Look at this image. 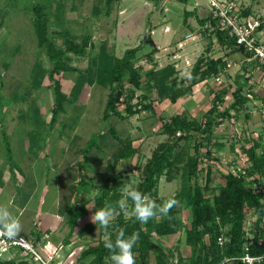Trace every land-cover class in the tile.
<instances>
[{"label":"rangeland","instance_id":"1","mask_svg":"<svg viewBox=\"0 0 264 264\" xmlns=\"http://www.w3.org/2000/svg\"><path fill=\"white\" fill-rule=\"evenodd\" d=\"M241 3L242 16L259 19L258 15L245 14L247 7L243 8L250 4L249 1L242 0ZM36 4L47 5L51 11L54 21L51 30L67 29L76 34L80 42L87 34L91 35V42L86 45V53L83 56L68 54L72 66L85 70L91 63V57L94 54L101 57L104 48L112 56L121 57L126 49L139 46L135 62L142 65L144 71L154 66L159 69L173 63L177 69L178 80H183L184 84L188 85V75L196 59L206 50L207 44L202 41L193 42L194 47H191V39L180 36L181 32L175 33L174 36L172 34V37H163L161 25L166 21L174 27L182 24L181 28L185 33L187 26L183 21V12L184 9L193 8L197 9L196 13L188 20L189 24L197 29L195 16L201 12L200 15L209 14V0H188L187 4L175 0H114L109 10L105 0H0V155L6 157L10 164L13 161H22L25 155L34 161V164L30 165L31 169L25 171V182L29 190L30 185L42 177V181L47 182V191L42 197L45 203L42 202L41 207L43 216L54 206L53 199L60 187L66 202L61 200L58 206L62 226L57 235L68 242L71 239L74 241L76 252L71 257L73 264H86L90 259L84 262L78 260L82 250L90 245H97L100 240L106 238L105 228L99 223H93L91 219L97 210V193L101 184L107 177H115V182L119 175L124 190L135 188L140 181L141 166L152 155L153 149L167 139L160 132V119L176 112L190 118L203 119L213 105L215 92L223 86L215 89L211 84L207 83L206 86L199 83L192 89V93L181 97L176 103L169 100L160 102L155 92L146 90L155 101L153 111H143L125 119L116 116L105 119L103 112L109 89L95 83L84 86L77 96H71L65 111L53 121L51 107L54 103V93L49 87L50 81L45 77L41 85L38 84L39 78L35 75L36 69L34 70L37 62L45 68L50 66L45 52L37 46L32 27V6ZM200 5H205L208 13L202 11V8L199 9ZM95 6L101 11L97 17L93 14ZM59 16L61 22L58 20ZM56 41L61 45L63 38L58 37ZM152 51L155 53L150 63L146 54ZM219 52L217 44L212 47V54ZM60 77L63 90L70 94L76 75L67 73ZM223 83L227 93L219 104L221 111L232 102L231 92L236 87L233 80L229 81L226 75L223 77ZM141 93L142 90L136 92L137 95ZM256 110L254 106L247 105L245 109L235 113L233 119H226L215 129V140L221 143L223 148H218L216 141L210 147L211 158L208 163L212 166L211 186L214 193H217L218 186L225 184L229 173L243 170L248 165L242 146L250 147L256 143L259 145L258 152H261V147L264 148V121L254 120L253 112ZM246 113L250 115V119L245 118ZM110 127L115 128L122 140L132 139L133 145L138 148L137 155L129 159H115L120 145L118 139L108 132ZM99 132H107V138L98 139L97 146L86 152L90 138ZM10 148L12 151L9 154ZM205 165L201 164L202 167ZM174 173L171 181H168L166 176L160 178V198L174 196L181 190L180 170H174ZM204 174L198 177L201 185L204 184ZM212 193L209 192V195L212 196ZM80 196L84 198L78 199ZM74 198L76 200H73ZM83 201L87 203V213L78 221L81 229L75 233L73 230L70 232L69 209L73 204ZM123 209L126 217L131 215L129 205H125ZM177 209L179 232L166 237H154L155 243L174 261L180 256L189 258L191 255L190 247L185 242L186 229L191 226V211L182 201H178ZM255 221V214L248 212L245 227L249 237ZM40 223L35 220L31 225L32 231L24 235L35 239L43 235L40 234ZM0 257L29 261L28 255H22L19 249L1 252ZM109 262L113 264L112 261ZM149 264H155L154 253L149 256Z\"/></svg>","mask_w":264,"mask_h":264},{"label":"trees","instance_id":"2","mask_svg":"<svg viewBox=\"0 0 264 264\" xmlns=\"http://www.w3.org/2000/svg\"><path fill=\"white\" fill-rule=\"evenodd\" d=\"M162 1V0H161ZM181 4H187L188 0H175ZM114 0H105L109 10ZM97 6L93 8V14L100 15ZM195 11L183 12L184 24L194 15ZM246 15H248L245 12ZM59 22L60 16L58 17ZM196 20L201 26L200 33L207 39L206 50L196 59L188 78L190 83L184 84L178 80L175 64L156 69L155 66L144 71L143 66L136 64L138 47L128 48L121 57L112 56L106 49L102 50V56L94 54L90 65L81 70L70 64L69 53L83 56L86 53V45L91 42V35L87 34L82 42L77 40L76 34L67 29L51 30L54 25L51 11L47 5L36 4L32 6L31 22L36 37V43L40 50L45 52L50 66L45 68L41 63H35V75L41 85L47 77L50 88L54 93V103L51 107L52 120L65 111L66 103L71 101V96H77L86 85L97 83L109 89L103 118L109 119L116 116L125 119L138 115L143 111L155 109L154 99L145 91L156 93L157 100H169L176 103L181 97L188 96L198 83L224 73L228 64L225 56L212 54L213 41L223 49H230L229 53L240 51L247 57H252L243 47L237 46L235 39L228 31L217 27V20L212 14L206 17L196 15ZM2 23H0V28ZM63 38L59 45L56 38ZM156 48H154L155 50ZM156 51V50H155ZM155 51L146 54L147 61H153ZM211 52V53H210ZM73 73L76 75L70 94L63 90L62 74ZM243 79V80H241ZM235 89L231 92L232 102L224 110H220L219 104L223 102L227 90L224 88L215 92L213 105L205 113L203 119L187 117L181 113H174L169 117L160 119V132L167 137L153 149L152 155L141 166L140 181L135 188L124 190L120 176L113 182V178L107 177L98 190L99 200L97 209L107 206L117 207V216L111 226L104 229V234L111 236L113 242L120 228L125 229V237L133 232H139V241L133 251L136 254L137 264H149V256L155 254V264H245L242 258L249 255L255 260L253 264H264V148L258 152L254 143L250 147L242 146V152L247 157L248 165L238 172L229 173L224 185L217 187V193L211 186V145L216 138L215 129L226 119H233L235 113L245 109L249 102V96L245 92L247 79L239 76L235 81ZM137 90H142L137 95ZM246 119H250L248 113ZM118 139L119 148L115 159H129L137 155L138 148L133 145L132 139L122 140L116 133L115 128L109 131ZM5 135V131L3 132ZM107 132H99L92 136L87 144L89 152L97 146V140L107 138ZM218 148L223 145L215 142ZM193 149V153H191ZM203 150V151H202ZM10 152V149H9ZM8 152V153H9ZM10 154V153H9ZM205 163L204 167L201 164ZM174 170H180L181 190L178 194L162 199L159 196V182L162 176L168 181L174 177ZM204 174V184L198 182L200 174ZM139 190L149 196L159 205L171 198L184 202L191 211V226L186 229V244L190 247L189 258L180 256L178 260H170L164 250L155 243L154 237H166L174 235L180 230L178 209L175 205L168 216L150 219L146 224L140 223L133 215V202L128 192ZM209 192H213L212 196ZM123 200L125 205L130 206L131 215L126 217L124 209H119L117 202ZM68 219L71 231L74 230L78 221L87 213V203L73 204ZM252 211L256 216L253 223L251 237L248 236L245 222L247 213ZM223 239V244L219 239ZM104 240L97 245H90L82 250L78 260L86 264H109L112 261L109 251L104 247ZM68 242V241H67ZM22 259V258H21ZM113 262V261H112ZM33 264L26 259L16 261L15 258H1L0 264Z\"/></svg>","mask_w":264,"mask_h":264},{"label":"crops","instance_id":"3","mask_svg":"<svg viewBox=\"0 0 264 264\" xmlns=\"http://www.w3.org/2000/svg\"><path fill=\"white\" fill-rule=\"evenodd\" d=\"M247 1H249L250 4L245 5L243 9L247 7L246 8L247 10L245 11L250 16H256V15L259 16V19L262 21V25L259 28V33L261 40L264 41V0H247ZM198 7L199 9L202 8V11H206V12L208 11L205 8V5H200ZM188 10L196 11L197 9L192 8ZM200 14L197 13L196 15H198L199 17L207 16ZM192 16H190L189 18H192ZM187 25L188 26L186 27L184 33L183 29L181 28L182 24L174 27L168 21H166L164 22L163 25H161L162 26L161 34L163 35V37H167V36L170 37L172 34L174 36L175 33L178 34V32H181L182 34L179 33L181 34L180 36H184L186 38L191 39L190 40L191 42H189V44H191V47H194L193 42L202 41L205 45L208 43L209 39L205 38L200 33L201 26L199 24L196 29L192 27L191 24H189V20H188ZM211 39L213 41V46H215L217 42L213 37H211ZM178 42H180L179 39ZM217 46L219 47L220 52L214 54V56L216 57L225 56L228 66L224 71V73L214 77V81L211 82L212 79L211 78L201 83L203 85L206 84V86L208 84H211L215 89H218L220 86L225 85L223 83V77L225 75L227 76L229 81L233 80L234 85L236 79L239 76H245V78L247 79V86L245 87V92L248 94L250 98L247 105L248 107L252 105L257 109L256 111L253 112L254 120L264 121V68L260 67L258 62L253 57H247L244 53L240 51H234L232 53H229L231 51L230 49H224V48L222 49L218 44ZM176 113H180V112H176ZM11 151L12 149L10 148L9 153H11ZM22 158L23 160L22 161L20 160L18 163H15V161H13L15 159H13L12 164H10L11 162L8 163L6 157L0 155V206H4L5 208H7V210L12 214V217H16L19 219L20 224L22 226V230L19 233L20 235L28 234L29 232H31L32 231L31 225L34 224L35 220H38L39 222H41L39 224L40 234L50 233L52 243L54 245H59L62 243L64 245L63 251L65 255L72 257L73 254L76 252L74 241L71 239V241L67 242L66 241L67 239L64 238L61 239L57 235L60 232V228L62 226V216L58 212V208H59L58 206H60V203L62 201L63 203L66 202L65 197L62 196L63 194L62 190H60V187L58 188L59 191H57L58 193L55 195V198L53 199L54 206H52V208L49 209L48 214L43 216L41 213L42 211L41 207L43 202L42 197L44 193H46L47 191V182L44 183L42 181L43 177L42 179L40 178L38 181H35L32 183V185H30V190H31L30 191L28 189L27 182H25L26 181L25 171L31 169L30 165L34 164V161L30 160L28 158V155H25ZM10 159H12V157H10ZM76 195L78 196L79 194L76 193ZM81 197L84 198V196H80L78 197V199ZM73 200H76V198H74ZM80 227L81 226L78 224L77 227L73 230V233L80 230L81 229ZM69 231L71 232V230ZM41 236L42 235H39L38 237H36V239L39 240ZM10 258L12 257H8L7 259Z\"/></svg>","mask_w":264,"mask_h":264},{"label":"built area","instance_id":"4","mask_svg":"<svg viewBox=\"0 0 264 264\" xmlns=\"http://www.w3.org/2000/svg\"><path fill=\"white\" fill-rule=\"evenodd\" d=\"M241 2L242 0H209V14L217 20L220 30L228 31L236 45L243 47L264 68V41L259 37L262 22L242 16ZM50 237V233H44L39 240L26 235H18L14 239L0 235V254L10 249H19L28 255L33 264H73L74 260L63 251L64 245H54ZM219 243L223 244L222 238ZM250 258L253 257L246 255L242 260L245 264H253L260 259Z\"/></svg>","mask_w":264,"mask_h":264},{"label":"clouds","instance_id":"5","mask_svg":"<svg viewBox=\"0 0 264 264\" xmlns=\"http://www.w3.org/2000/svg\"><path fill=\"white\" fill-rule=\"evenodd\" d=\"M127 188V187H126ZM128 196L133 202V215L136 220L142 224H146L150 219L158 216L166 217L169 211L178 204L175 198L168 199L162 205H159L158 211L155 200L141 191L132 190L128 192ZM119 209L125 207L124 201L121 199L117 202ZM117 207L109 208L107 206L100 207L92 215L93 223H99L101 227L108 229L111 226L113 219L117 216ZM4 206H0V235L6 236L8 239L16 238L22 230L20 221ZM139 232H133L130 236L125 237V229L120 228L116 233L115 242L111 236H107L104 240V247L109 251L110 258L113 264H136V254L133 249L139 241ZM250 258V260H255Z\"/></svg>","mask_w":264,"mask_h":264}]
</instances>
